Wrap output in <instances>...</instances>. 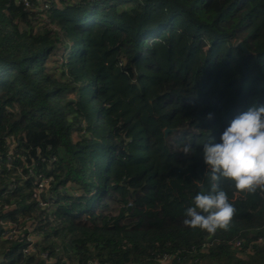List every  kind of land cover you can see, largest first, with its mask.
<instances>
[{"label":"trees","instance_id":"16d2710c","mask_svg":"<svg viewBox=\"0 0 264 264\" xmlns=\"http://www.w3.org/2000/svg\"><path fill=\"white\" fill-rule=\"evenodd\" d=\"M28 1L0 0V264H264V191L183 224L203 145L264 106V0Z\"/></svg>","mask_w":264,"mask_h":264},{"label":"clouds","instance_id":"9594fccd","mask_svg":"<svg viewBox=\"0 0 264 264\" xmlns=\"http://www.w3.org/2000/svg\"><path fill=\"white\" fill-rule=\"evenodd\" d=\"M185 154L194 150L185 145ZM207 166L205 175L213 182L212 193L200 192L194 206L185 212L183 224L209 233L227 229L235 208L227 193L219 187L223 180L231 181L237 191H264V106H252L235 117L221 135L220 143H205L202 152Z\"/></svg>","mask_w":264,"mask_h":264},{"label":"built area","instance_id":"2783aa9c","mask_svg":"<svg viewBox=\"0 0 264 264\" xmlns=\"http://www.w3.org/2000/svg\"><path fill=\"white\" fill-rule=\"evenodd\" d=\"M20 2L23 3L24 7L25 8H29L31 7L30 3L28 0H19ZM44 8H47V5L46 4H43L41 9H44ZM40 9V10H41ZM29 172L31 173V169L29 170ZM48 185V179H45V178H42L41 181L38 183V191H37V198H38V206L41 207L42 209L46 208L49 206L50 204V201L47 199L45 200L40 192L45 188L47 187ZM4 232H3V235L6 239L8 240H11V239H16L17 236L19 235L20 233V230L15 226V225H12V224H8L5 226L4 228ZM39 239V236L35 233H29L27 235V241H28V246L27 248L25 249V252L26 253H30L32 250H34L35 246V242ZM41 256L42 257H47V254L45 252H42L41 253Z\"/></svg>","mask_w":264,"mask_h":264},{"label":"water","instance_id":"95a60500","mask_svg":"<svg viewBox=\"0 0 264 264\" xmlns=\"http://www.w3.org/2000/svg\"><path fill=\"white\" fill-rule=\"evenodd\" d=\"M238 49H240L245 55H251L250 51L244 46V44L241 41H238L235 45ZM172 129L165 128L164 129V136L167 134L168 131H171Z\"/></svg>","mask_w":264,"mask_h":264}]
</instances>
